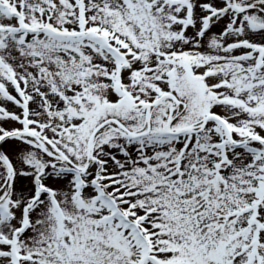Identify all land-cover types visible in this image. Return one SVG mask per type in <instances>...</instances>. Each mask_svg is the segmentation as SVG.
Segmentation results:
<instances>
[{
  "label": "snow or ice",
  "instance_id": "6c2138e0",
  "mask_svg": "<svg viewBox=\"0 0 264 264\" xmlns=\"http://www.w3.org/2000/svg\"><path fill=\"white\" fill-rule=\"evenodd\" d=\"M0 264H264V0H0Z\"/></svg>",
  "mask_w": 264,
  "mask_h": 264
}]
</instances>
